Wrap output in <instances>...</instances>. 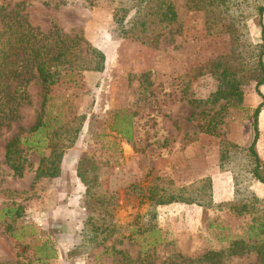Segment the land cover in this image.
<instances>
[{
  "label": "rangeland",
  "instance_id": "obj_1",
  "mask_svg": "<svg viewBox=\"0 0 264 264\" xmlns=\"http://www.w3.org/2000/svg\"><path fill=\"white\" fill-rule=\"evenodd\" d=\"M258 2L230 0V15L223 17L195 9L202 0H146L139 7L132 0H0L6 10L21 4L22 15L40 31L54 25L105 58L102 72H75L50 89L51 115L85 118L56 177L33 184L38 156L31 152L24 154L29 167L21 178L12 177L3 161L6 142L36 118L42 94L37 82L25 88L29 104L19 108L20 119L0 128V210L23 209L20 218L0 219V263L207 264L199 257L245 240L256 215L264 237V185L249 178L243 151L251 111L261 100L254 81L241 85L238 107L188 104L216 89L214 62L237 68L236 54L244 57L245 51L238 41H264V13L252 14ZM120 6L127 9L122 24L131 18L135 23L128 35L111 18ZM168 6L175 13L170 22L160 16ZM258 89L264 101V85ZM211 117L212 135L205 133ZM257 128L258 173L264 179V103ZM223 146L227 151L219 159ZM205 178L210 190L202 188L196 197L202 205L156 203L182 188H201ZM243 203L248 211L241 215L228 209ZM43 243L52 251L49 258L40 256ZM223 261L257 263L253 253Z\"/></svg>",
  "mask_w": 264,
  "mask_h": 264
},
{
  "label": "trees",
  "instance_id": "obj_2",
  "mask_svg": "<svg viewBox=\"0 0 264 264\" xmlns=\"http://www.w3.org/2000/svg\"><path fill=\"white\" fill-rule=\"evenodd\" d=\"M132 1L134 7H139V3L146 0ZM228 1L230 0H202V3L195 9H204L205 11L208 10L209 13L212 12L210 14L223 17L227 15L228 17L232 5L228 6ZM255 1L259 2L252 6V14L260 17L264 13V0ZM20 5L16 4L9 10L0 7V128H8L11 123L20 119L19 108L29 104L25 88L31 81L37 82L42 94L36 118L26 130L18 129V133L6 142L3 153V161L14 178H21L29 167L24 154L28 152L36 154L38 160L32 179L34 184L41 179H50L58 175L63 153L72 148L77 141L85 119L84 116H76L66 120L64 115L60 118L59 112L51 115L54 106L50 100V89L58 83H63V79H70L69 77L75 72H102L105 58L100 51L93 48L81 37L77 35L68 36L54 25H51L46 31H40L31 26L25 16L22 15L23 8ZM126 12L127 9L120 6L112 12L111 17L114 23L121 26L120 33L122 35H128L135 27L132 18L126 24H122ZM160 16L170 22L174 19L175 13L168 6ZM238 42L237 45L245 51L244 57H241L239 52L236 54L234 65L237 68L226 65V62L224 64L221 61L214 62L212 75L216 81V89L204 100H188V104L196 108L199 104L215 105L218 102H223V106L238 107L242 96L241 85L246 81H254V92L261 100L251 111V134L249 143L243 151L248 160L246 172L249 174V178H254L264 185V179L258 173L261 163L255 150L258 139L257 116L264 103L258 89L259 86L264 85V41L261 40V43L253 45L244 41ZM247 74L249 79L245 76ZM211 122L213 125L216 124L211 117L205 130V133L210 135L213 133L208 128ZM123 134L126 139H129V124L124 127ZM223 145L230 147V149L235 148L225 142ZM225 146L220 149L219 159L227 151ZM44 150H48L46 155ZM77 177L83 184L85 183L81 171L77 173ZM202 182L201 188L188 186L180 190L181 194H169L156 203L178 202L200 206L202 203L196 199L199 190L202 188L207 189V191L210 190L209 179L205 178ZM4 192L10 195L18 194L7 190ZM207 196L209 203L210 194ZM251 200L253 202L249 205V213L253 214L256 213L254 203L257 202V199ZM228 209L236 215L248 211L245 203L232 204ZM0 211V219L3 217L8 219L20 218L23 213L20 205L4 207ZM258 219L262 220L258 215L250 219L245 240H233L226 250L206 251L199 257L200 260L207 264H225L223 260L229 256L253 253L257 260V263L253 264H264V237H260L261 226ZM151 232L156 233L157 230H151ZM39 251H41L40 256L42 258L52 256L50 247L44 243L40 245ZM121 257L125 263H131L123 255ZM42 258H38V260H42ZM5 264H17V262ZM139 264H144L142 259Z\"/></svg>",
  "mask_w": 264,
  "mask_h": 264
}]
</instances>
